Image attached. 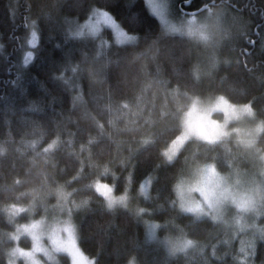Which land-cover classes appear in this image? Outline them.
<instances>
[{"label":"trees","instance_id":"16d2710c","mask_svg":"<svg viewBox=\"0 0 264 264\" xmlns=\"http://www.w3.org/2000/svg\"><path fill=\"white\" fill-rule=\"evenodd\" d=\"M185 1L170 0L174 14L208 5L196 14L212 9L228 22L213 52L220 62L201 74L195 65L211 50L166 30L145 0H0V264L30 245L12 236L17 227L59 200L77 205V243L92 264H264V228L244 256L223 220L178 207L176 185L196 165L250 168L243 141L193 137L163 158L192 102L215 95L250 105L264 151V0ZM95 9L134 39L116 43L107 27L77 33ZM146 175L147 194L136 196ZM96 182L131 193L129 202L110 204ZM262 214L259 226L264 203ZM45 264L70 258L60 252Z\"/></svg>","mask_w":264,"mask_h":264},{"label":"rangeland","instance_id":"374dc122","mask_svg":"<svg viewBox=\"0 0 264 264\" xmlns=\"http://www.w3.org/2000/svg\"><path fill=\"white\" fill-rule=\"evenodd\" d=\"M145 2L166 30L195 37L202 49L211 50L205 58H200L196 63L195 67L199 74L218 65L220 56L213 52L214 49L218 51L226 38L228 24L225 18L217 16L219 12L210 9L199 14L176 15L170 0ZM104 27L111 30L113 41L116 43L130 42L135 37L134 34L125 32L113 16L102 9L93 10L85 22L78 24L76 31L82 34L85 29L90 32L85 35L93 33L98 35ZM214 112H220V119L213 115ZM261 126V123L255 120L252 108L247 103L235 104L222 95L196 99L182 117L181 130L163 151L164 160L169 161L184 142L193 137L215 141L234 134L243 141L245 151L251 158L250 168L238 166L232 170L221 171L211 162L196 165L191 174L179 179L176 193L181 211L207 215L223 220L225 224L231 226L233 234L238 236V252L244 256L253 253L252 236L264 228V224L261 226L258 224L259 218L263 215L264 203V151L256 145ZM150 180V175L142 179L136 196L147 194ZM94 187L110 204H121L125 207L131 197L129 192L114 194L112 187L103 182H96ZM76 207L77 205L73 204L66 205L65 200H59L50 206L49 211L18 226L12 236L18 238V233L23 234L29 238L30 245L10 250L8 264H16L17 259H22V264L54 262L57 253L60 252L69 256L70 264H92V260L82 252L77 243L73 212ZM157 224L158 228L162 223ZM147 226L148 234L154 237L156 227L153 223ZM167 243L174 249L182 250L191 244L189 240L174 242L167 240Z\"/></svg>","mask_w":264,"mask_h":264},{"label":"water","instance_id":"95a60500","mask_svg":"<svg viewBox=\"0 0 264 264\" xmlns=\"http://www.w3.org/2000/svg\"><path fill=\"white\" fill-rule=\"evenodd\" d=\"M188 3H189V0L184 2L185 5L188 4ZM207 6L208 5H203V6L199 7V8H197V9H194V10H187V9L182 8V11H184L185 13L192 14V13H196L198 11H201L204 8H207Z\"/></svg>","mask_w":264,"mask_h":264},{"label":"bare ground","instance_id":"6f19581e","mask_svg":"<svg viewBox=\"0 0 264 264\" xmlns=\"http://www.w3.org/2000/svg\"><path fill=\"white\" fill-rule=\"evenodd\" d=\"M246 220V219H245ZM241 222V221H240Z\"/></svg>","mask_w":264,"mask_h":264}]
</instances>
